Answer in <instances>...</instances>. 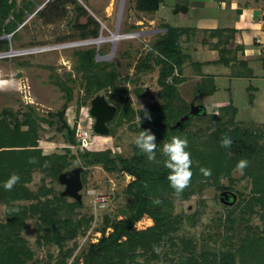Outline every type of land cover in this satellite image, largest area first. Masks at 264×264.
Instances as JSON below:
<instances>
[{
  "label": "trees",
  "instance_id": "1",
  "mask_svg": "<svg viewBox=\"0 0 264 264\" xmlns=\"http://www.w3.org/2000/svg\"><path fill=\"white\" fill-rule=\"evenodd\" d=\"M67 3L73 4L79 13H86L75 0H48L35 15L42 16L47 21L59 18L64 14ZM160 4L161 0H135V9L141 13L153 14L159 10ZM31 7L33 3L26 2L16 12L15 1L0 0L2 21L9 14H13L15 21L14 28L5 34H12L11 37H14L13 32L23 22L24 12L31 10ZM75 27L80 39H97L99 36L100 24L90 16L84 24H75ZM163 29L164 34L153 44L150 52L133 66L137 74L159 67L157 83L160 90L154 102L145 109L135 110L127 96V88L114 86V71H94L93 50L75 54L74 71L81 78L84 96L92 100L99 93H104L106 102L115 107V114L109 122L112 124L117 121L118 125L122 122L132 124L131 131L136 136L141 130L150 129L157 138L155 161H149L134 142L129 159L111 158L106 154L90 159L89 152L78 144L75 130L63 119L64 110L57 113L61 123L57 130L63 132L68 144L77 148L78 155L71 156V160L76 162L77 157H80L83 166L81 173L90 166L101 165L106 172H120L133 178L125 188L130 200L121 210V219L109 220L104 217L103 226L96 228L101 237L88 245L81 264H264V132L261 129L253 132L239 125L234 120L235 113L231 106L221 107L217 114L210 116L204 113L203 116L209 119L205 128L190 129L191 122L187 123L190 116L175 126L190 110L189 104L177 90V86L185 81L182 72L189 61L181 50L180 38L187 35L190 29L166 25ZM208 33L211 39H216L211 46L219 54L215 64L227 66L233 62L234 58L228 56L230 49L227 48L233 39V31L215 29ZM0 49L8 51L5 40H0ZM208 82L211 90L204 92V86ZM58 86L65 96H71L69 89L61 83ZM213 92L211 79L202 80L195 88L193 101ZM200 107L201 112H204L203 106ZM49 124L53 125L51 122ZM111 124H106L109 136L112 135V129L109 128ZM37 128L30 113H0V204L5 206V220L0 224V264H80L79 258H72L76 248L74 241L78 235L87 232L93 221L92 215L78 216L77 209L82 207V200L68 202V198L63 197L61 192L49 198L52 191L46 188L44 179L35 192L28 188L34 172H40L43 177H50L57 183L58 176L68 172L63 171L68 166L65 155L43 154L39 147ZM224 134L233 140L230 149L220 146V138ZM173 136L187 138L186 150L191 153L192 159L191 182L180 197L169 186V170L164 166L166 157L162 155L163 143L170 142ZM30 159L35 162L29 163ZM241 159L248 161L241 177L250 180V196L240 199L234 210L224 217L221 231L215 235L220 246L205 247L197 253L195 243L190 238H179L177 233L186 222L194 225L201 211L190 215L176 214L175 201H187L209 187L220 191L229 189L221 184V180L227 179L233 183L232 173ZM201 167L211 169V175L205 177L200 172ZM13 173L19 175L20 181L11 191H6L3 183ZM80 180L83 183L84 179L80 177ZM222 194L232 201L227 192ZM222 194L220 198L225 201ZM157 198L163 203L154 205L152 201ZM22 202L29 204L22 205ZM17 208L19 211H14ZM253 214L259 215L262 227L248 224ZM143 217L150 219L152 226L137 229L136 224ZM28 219L36 221L35 242L38 246H54L57 249L56 256L47 255L45 260L35 258L28 242L22 237ZM106 229H110L107 234ZM70 242H73L71 248L67 245ZM154 248H166L169 252L157 253Z\"/></svg>",
  "mask_w": 264,
  "mask_h": 264
},
{
  "label": "rangeland",
  "instance_id": "2",
  "mask_svg": "<svg viewBox=\"0 0 264 264\" xmlns=\"http://www.w3.org/2000/svg\"><path fill=\"white\" fill-rule=\"evenodd\" d=\"M9 1H15L16 12L26 2H32L33 7L24 12L23 22L13 32L14 37H11L12 34H5L14 28L13 14H9L4 22L0 17V40H5L8 45V51L0 49V55L63 45L76 46L0 58V113L9 111L18 115L32 114L38 125V137L41 142L39 146L43 154L66 156L68 166L63 171L83 167L79 156L76 162L71 160V156L78 155L77 148H71L63 132L57 130L61 124L57 113L63 110V119L75 132L76 129H87V126L91 125L87 129L91 139L90 146L85 148L89 152L90 159L100 154H106L111 158L129 159L132 156V143L136 137V134L131 131L132 124L122 122L118 125L117 121L112 124L108 122V125L111 124L109 128L112 129L110 136L109 134L102 136L93 132L94 119L89 115L93 99L89 100L84 96L81 78L74 71L75 54L88 49L93 50L94 71L103 70L107 73L114 71L116 76L114 86L127 88V96L131 100L132 107L135 110L148 108L160 90L157 83L159 67L155 66L153 71L137 74L133 66L144 58L153 44L161 38L165 32L163 29L165 25L180 28L194 27L202 11L200 4L203 0H161L159 10L153 14L138 12L135 9V0H75L86 10V13H79L73 4L67 3L62 16L48 21L42 16L35 15L36 11L40 10L48 0ZM182 7L187 8L185 13L178 11ZM89 16L100 24L99 36L97 39L91 37L80 39L77 37L78 30L75 24H84ZM9 21H11L10 24H8ZM115 32H119V36L126 38L110 42ZM100 38L105 42L98 45L92 43ZM185 39V35L180 38V47L182 51L188 52L187 45L184 44ZM190 54L195 61L208 60L213 57L205 51L202 54ZM192 73L193 69L188 61L182 72L185 81L177 87V90L189 106L192 104L203 106L204 112L197 116H190L191 119L187 121L188 124L191 122L190 129L197 130L209 124V119L203 114L207 116L213 114L201 96L199 100L195 98L197 101L191 98L194 84L198 82L193 79ZM59 83L70 90L69 98L60 90ZM242 83V89L239 87L233 97L237 111L234 120L243 128L253 132L258 129L264 132V112L248 108L250 101L256 102V94L247 91L249 85L246 81L242 80ZM222 91L223 89L219 95ZM98 96L105 97L107 100L104 93H99ZM241 176L242 174L236 169L232 173L233 183L227 179L221 180V184L229 189L220 191L209 187L187 201H175L174 212L176 214L190 215L198 210L201 211L194 225L186 222L177 233L179 238H190L195 243L197 253L205 247L218 248L220 246V241L216 240L215 235L221 231L224 217L234 210L240 199H247L250 196V180L243 179ZM80 177L84 181L79 191L82 207L77 209L78 216L92 215L93 218L87 232L84 235H78L74 241L76 248L72 258H79L81 264L82 255L88 245L97 242L101 237V233L97 232L96 228L103 226L104 217L109 220L121 219V210L130 200L125 193V188L133 178L120 172H106L101 165L88 167L80 174ZM42 179H44L46 188L52 191L49 198L64 190L63 185L53 181L50 177H43L40 172L32 174L28 188L35 192L41 185ZM223 192H227L229 197H232V201L222 200L220 195ZM72 200L67 199L68 202ZM21 204L29 203L22 202ZM4 210L5 206L0 204V224L5 220ZM151 223L150 219L143 217L136 224V228L142 230L152 226ZM248 224L252 227H262L258 214L251 215ZM36 229V221L28 219L22 231V237L28 242L35 258L45 260L47 255L56 256L57 249L54 246H38L35 242ZM109 231L110 229H106L105 233ZM72 244L73 242H70L67 245L71 248ZM160 251L169 252L166 248ZM151 264L169 263L154 262Z\"/></svg>",
  "mask_w": 264,
  "mask_h": 264
},
{
  "label": "crops",
  "instance_id": "3",
  "mask_svg": "<svg viewBox=\"0 0 264 264\" xmlns=\"http://www.w3.org/2000/svg\"><path fill=\"white\" fill-rule=\"evenodd\" d=\"M200 7L202 11L195 26L186 27L190 31L185 35L187 48H184L192 54L205 51L213 57L195 61L190 53L182 51L189 58L193 79L198 81L194 84L191 98L194 99L195 88L202 80L211 79L214 92L202 97L211 114H217L221 107L231 106L236 116L233 97L239 87L242 89L243 80L249 85L247 91L255 93L257 99L255 103L250 101L248 108L264 112V0H203ZM215 29L233 31V39L227 48L230 49L228 56L234 61L227 66L215 64L219 54L211 46L216 39H211L208 33ZM221 89L223 91L219 95ZM206 90H211L209 82L204 86L203 91Z\"/></svg>",
  "mask_w": 264,
  "mask_h": 264
},
{
  "label": "clouds",
  "instance_id": "4",
  "mask_svg": "<svg viewBox=\"0 0 264 264\" xmlns=\"http://www.w3.org/2000/svg\"><path fill=\"white\" fill-rule=\"evenodd\" d=\"M150 119V117H148ZM134 144L144 154L149 161H155L156 150H157V138L155 134L150 129L141 130L139 134L134 139ZM233 144V140L227 134H224L220 138V146L226 149H230ZM188 140L187 138H181L178 136H173L170 142L163 143L162 155L166 157L164 161V166L169 170L167 175V180L169 181V186L174 190L177 197H180L183 191L189 187L192 178V159L191 153L187 151ZM230 154V153H229ZM35 161L30 159L29 163H34ZM248 166V161L246 159H241L236 164V169L238 172L243 174L244 169ZM200 172L205 176L211 175V169L200 168ZM20 181L19 175L13 173L4 183L3 188L6 191H11L13 187ZM147 187V184H145ZM154 205L162 204L163 201L159 198L154 199ZM14 211H19V209H14ZM154 251L159 253V248H154Z\"/></svg>",
  "mask_w": 264,
  "mask_h": 264
},
{
  "label": "water",
  "instance_id": "5",
  "mask_svg": "<svg viewBox=\"0 0 264 264\" xmlns=\"http://www.w3.org/2000/svg\"><path fill=\"white\" fill-rule=\"evenodd\" d=\"M179 12L185 13L187 8L182 7L178 9ZM115 107L109 105L103 97L97 96L95 97L90 104L89 115L94 119V124L92 130L94 133L102 136H107L109 134V130L106 126L112 117L115 114ZM201 112L200 106L190 105L189 114L183 116L179 119L175 126H178L180 123L186 121L189 116L198 115ZM82 169L75 168L68 172L62 173L58 176L59 184L64 186V190L61 192L63 197H68L76 201H81V195L79 191L82 188V183L80 180V174ZM223 198L227 196L222 194Z\"/></svg>",
  "mask_w": 264,
  "mask_h": 264
},
{
  "label": "bare ground",
  "instance_id": "6",
  "mask_svg": "<svg viewBox=\"0 0 264 264\" xmlns=\"http://www.w3.org/2000/svg\"><path fill=\"white\" fill-rule=\"evenodd\" d=\"M119 35H120L119 32H115L113 34L111 40H109V41L110 42H115V41H117L119 39L126 38L124 36H119ZM103 42H105V41L100 38V39H98L96 41H93L92 43L98 45V44H101ZM72 46H76V45H63V46H57V47H51V48H42V49H35V50H31V51L16 52V53H13L12 52V53H9V54H6V55H0V58L10 57V56H14V55H26V54H32V53H37V52L55 50V49H63V48L72 47Z\"/></svg>",
  "mask_w": 264,
  "mask_h": 264
},
{
  "label": "built area",
  "instance_id": "7",
  "mask_svg": "<svg viewBox=\"0 0 264 264\" xmlns=\"http://www.w3.org/2000/svg\"><path fill=\"white\" fill-rule=\"evenodd\" d=\"M33 50H35V49H33ZM25 51H31V50H25ZM90 126L91 125L87 126V129H89ZM87 129H83V130L76 129V132H75V135H76V137L78 139V144L80 146H82L83 148H88V146H90L89 142H90L91 139L89 137V133H88ZM73 148H75V146Z\"/></svg>",
  "mask_w": 264,
  "mask_h": 264
},
{
  "label": "flooded vegetation",
  "instance_id": "8",
  "mask_svg": "<svg viewBox=\"0 0 264 264\" xmlns=\"http://www.w3.org/2000/svg\"><path fill=\"white\" fill-rule=\"evenodd\" d=\"M228 198L226 197L225 200H227Z\"/></svg>",
  "mask_w": 264,
  "mask_h": 264
}]
</instances>
